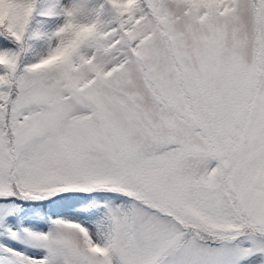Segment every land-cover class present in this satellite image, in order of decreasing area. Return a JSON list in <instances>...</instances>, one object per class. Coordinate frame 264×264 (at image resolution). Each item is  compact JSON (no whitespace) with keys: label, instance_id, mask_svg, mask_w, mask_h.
Returning <instances> with one entry per match:
<instances>
[{"label":"snow or ice","instance_id":"1","mask_svg":"<svg viewBox=\"0 0 264 264\" xmlns=\"http://www.w3.org/2000/svg\"><path fill=\"white\" fill-rule=\"evenodd\" d=\"M0 264H264V0H0Z\"/></svg>","mask_w":264,"mask_h":264}]
</instances>
